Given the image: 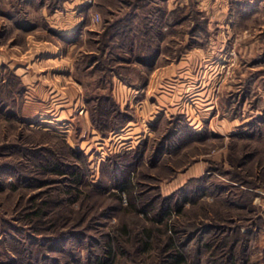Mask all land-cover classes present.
<instances>
[{"label": "rangeland", "instance_id": "1", "mask_svg": "<svg viewBox=\"0 0 264 264\" xmlns=\"http://www.w3.org/2000/svg\"><path fill=\"white\" fill-rule=\"evenodd\" d=\"M12 1L14 2L0 0V6L12 10ZM111 1L113 0H59V9L50 13L48 5H52L51 0H18L17 7L23 12L22 23L24 27H32L30 30L17 27L0 14V67L7 66L25 86L23 98L20 99L16 94L14 106L13 101L6 98L11 108L17 110L19 118L12 122L0 120V147L18 143L20 133L34 142L48 141L49 144L58 141L57 138L60 137L67 146L85 154L89 170L87 183L97 185L101 180L100 166L103 161L111 154L122 149H133L145 140V154L140 162L144 167H140V174L132 177L136 197L141 191H144L145 196L151 197L156 193L150 191L153 187L159 188L157 192L162 198L169 197L189 179L207 174L209 182L220 190L226 188L228 183H232L225 173L234 168L231 162L233 156L241 158L243 155L255 154V158H247L242 170L248 172L250 168L258 166V159L264 158V135L259 138L246 136L245 131L256 117L264 115V0H168L166 4L161 0H154L150 5L148 0H124L123 2H135L133 14H141L152 7H165L168 10L184 8L182 15L185 19L174 30L163 26L161 53L151 70H146L137 63L111 62L109 66L128 78L129 83L115 76L111 83L109 79L100 83L97 71H92L94 64L85 69L91 64L88 54L98 55V42L107 24L105 20L111 22L129 11L122 0L117 3L120 11L107 10V6L101 10L96 8L99 2L106 4ZM95 16L99 17L98 22L95 21ZM76 32L78 35L75 39L61 38L62 35L73 36ZM55 53L70 58L59 61L55 66ZM118 54H121V58H128L123 52ZM66 60L70 62L75 82L81 87V102L74 107L65 108L59 107L60 103L50 104L48 97L44 108L36 105L37 102L41 103L37 100L44 99L45 96H41L39 91L38 94L33 91L34 82L31 77L44 74L47 75L46 82L51 83V79L56 77L55 70L68 66ZM29 63L32 65L27 72L31 76L26 80L22 78L18 68ZM58 72L61 76L67 74L65 69ZM88 84L90 85L86 86ZM84 88L90 93L109 89L121 109L131 114L130 122L118 132L101 135L90 122L88 107L83 99ZM50 93L48 91L47 96ZM68 109L71 110V115L66 112ZM62 110L64 113L61 114ZM178 114H183L189 128L203 134V137H191V142L183 144L174 153L168 154L165 150L160 158V161L163 160L162 164L152 166V152L157 141L166 133V125ZM24 122L30 124L32 131L28 130L29 127ZM43 130L58 137H44L41 135ZM260 131L263 130L260 128ZM66 158V162L72 161L71 157ZM4 160L0 157V163L7 162ZM54 178L49 185L37 189H0V241L5 238L10 240L11 237L5 234L7 232L19 238V234L12 228H24L18 219L25 213L32 196L40 193L42 195L38 201L45 200L46 192L57 195L61 191H56V188H67L68 181ZM238 186L242 188L240 184ZM83 190L86 192V188ZM228 192L226 188L219 197L204 194L193 205L185 203L183 214L178 218L176 215L171 216L168 222L187 223L200 219L211 221L215 212L228 217L231 210L222 208L219 200L226 198ZM248 193L256 212L252 214L241 210L233 211L232 215L239 216L238 218H248L255 214L263 216L258 224L255 240L258 250L252 255L253 259H257L264 248V189H251ZM127 199L125 194L121 203L104 200L103 207L108 209L94 211L84 221L78 220L79 218L76 220L78 216L73 215L74 220L71 219L62 228L70 231L69 233L81 229L83 235L87 236V249L94 252L92 250H96L100 244L106 245L109 235L120 232L126 226L128 234L122 236L120 242L127 255L118 258V264H159L160 248L167 238V231L164 232L161 222L158 225L151 223V213H148L147 218L144 213L135 214L126 210L124 206L128 204ZM82 201L83 199L61 208L78 211ZM87 204L88 200L85 201V205ZM166 219L165 217L164 223ZM235 224L246 231L249 227L253 228L254 222L240 219ZM149 227L154 231L150 241L153 249L145 252L138 244L141 238L139 232ZM226 227L233 226L225 224ZM34 236L42 239L41 235ZM65 249L70 255L51 253V257L58 262L55 264H87L86 249L82 242H71L65 245ZM64 256L69 257L67 259ZM3 260L6 257L0 248V261Z\"/></svg>", "mask_w": 264, "mask_h": 264}, {"label": "trees", "instance_id": "2", "mask_svg": "<svg viewBox=\"0 0 264 264\" xmlns=\"http://www.w3.org/2000/svg\"><path fill=\"white\" fill-rule=\"evenodd\" d=\"M16 1L18 2L14 0L10 3L12 10L0 6V14L17 27L30 30L32 27H24L22 23L23 12L17 7ZM51 1L52 5H48L50 13L61 6L59 0ZM119 1L113 0L106 4L99 2L96 8L101 10L107 6V10L120 11L117 4ZM148 2L150 5L154 0H148ZM161 2L166 4V0H161ZM123 3L129 7V11L111 22L105 20L107 24L98 42L99 53L98 55L88 54L91 57L89 61L91 64H88L85 69H89L94 64L92 71H97L100 83L106 79H109L111 83L113 76L129 83L128 78L116 68L109 66L111 62L137 63L144 69L151 70L161 53L160 40L163 36V26L174 30L181 26L185 19L182 15L184 8L168 10L165 7H152L141 14H133L132 11L136 8L135 2ZM135 19L138 21L135 22ZM77 35L78 32L73 36L62 35L61 38L62 40L75 39ZM120 52L125 53L128 58H121V54H118ZM0 69V120L5 119L12 122L13 119L16 120L19 117L17 110L11 108L6 98L13 101L12 106H14L17 95L20 99L23 98L25 86L7 66L3 65ZM87 90L84 88V103L88 107L91 124L101 135L106 136L109 133L118 132L130 122L131 114L121 109L109 89L96 93H90ZM23 124L32 131L33 128H30L29 123L24 122ZM251 124L245 131L246 136L259 138L264 135V115L256 117ZM166 127V133L157 141L156 148L152 152V166L162 164L163 160L160 161V158L165 150L168 154L174 153L180 150L183 144L191 142V137L196 139L203 137V134L193 132L189 128L183 114L174 116ZM260 128L263 131H260ZM20 134L17 137L18 143H8L0 147V157L7 161L0 163V189L7 188L13 191L37 189L49 185L55 179L54 177L65 179L64 181H68L69 184L67 188H62V186L56 188V191H61L57 195L46 192L45 200L38 201L42 195L40 193L29 199L28 208L18 219L24 228H12L16 234H19V238L7 232L5 234L11 237L10 240L5 238L0 241V248L6 257V260L0 261V264H55L57 260L51 257V253L70 255L65 245L71 242H82L86 249L87 264H118V258L127 255L124 245L120 242V238L128 234L126 226H123L120 232L109 235L105 242L106 245L100 244L96 250H92L94 252H89L87 249V236L83 235L81 229L71 231L72 234L62 227L71 219L74 220L73 215L78 216L76 220L79 218L78 220L83 219L84 221L94 211L101 208L108 209V207H103L104 200L121 203L125 194L128 197V204L124 206L126 210L135 214L144 213L147 218H149L148 213H151V223L158 225L161 222L160 225L165 228L164 232L167 231V238L160 248L159 264H264V248L261 249L259 258H252L258 250L255 240L258 235V224L263 216L255 214L248 218L246 216L238 218L239 216L232 215L233 211L247 210L252 214L256 212L252 197L248 195V192L251 189H264V158L258 159V166L246 172L242 169L245 167L247 158H255V154L243 155L241 158L233 156L231 162L234 168L225 173L232 183H228L226 187L229 190L226 198L219 199L222 208L231 210L228 217L215 212L211 221L200 219L201 221L197 222L194 220L187 223H177V221L171 223L168 222L171 216L176 215L178 218L183 214L185 203H195L204 194L219 197V194L226 188L223 187L220 190L214 183L209 182V174H207L189 179L184 186L169 197L162 198L157 192L158 187L150 188L152 193L156 191L151 197L145 196L144 191L139 192L136 197L132 177L140 174V167H144L140 162L145 154V140L133 149H122L111 154L100 166L101 180L97 185H91L87 183L89 170L84 153L67 146L64 139L60 140V137L52 136L53 134L50 135L44 130L41 133L42 136L50 135L58 141L53 144H49L48 141L34 142L27 136L24 137V133ZM67 156L71 157V162H66L65 159L68 161ZM10 176L12 179L9 180ZM239 184L242 188L238 186ZM83 188H86V192ZM95 197L97 199H94ZM101 197H104L102 201ZM81 199L83 201L78 211L67 207L61 208L64 205L71 206ZM86 200H88L87 205H85ZM165 217L167 219L164 223ZM240 219L254 222L253 228L249 227L246 231H242L241 227L235 224ZM225 224L233 227L225 228ZM153 232L151 227L143 228L139 232L141 238L138 244L142 246V251L148 252L151 248L153 249L150 242ZM34 234L41 235L42 239H38ZM64 257L68 259L69 256Z\"/></svg>", "mask_w": 264, "mask_h": 264}, {"label": "crops", "instance_id": "3", "mask_svg": "<svg viewBox=\"0 0 264 264\" xmlns=\"http://www.w3.org/2000/svg\"><path fill=\"white\" fill-rule=\"evenodd\" d=\"M168 1V0H166ZM58 46L60 47V44L58 43ZM70 57L65 55L62 56L61 53H55L53 54V60L56 61L55 66L58 65L59 61H63V59H69ZM50 61V60H46ZM67 61V60H66ZM45 62V63H46ZM68 66H65L64 68H62L63 70L65 69V72H67L66 75H60L58 72L59 70L61 71L62 69L59 70H55L57 71L56 74H54V76H56L55 78L51 79V83L50 82H46V80L48 81V79L46 78L47 75L44 74H40L37 78L34 76L33 78L31 77V80L34 82L33 84V91H36L38 94V91L40 92V95L45 96V98L37 100V101H41L37 102L36 105H42V108H44V106H46V104H44V102L48 101V97L50 99V104H58L60 103L58 106L59 107H71V106H76L79 102H81V96H82V90L80 85H78L75 80H74V76L71 73V68H70V62L67 61ZM32 64L29 63L27 65L23 67H19L18 70H20L21 72V76L23 79L28 78V76L30 77V72H27V70L30 68ZM61 76V77H60ZM29 79V78H28ZM49 85V86H47ZM52 88V89H51ZM48 91L51 92L48 96ZM55 92V93H52ZM66 112L68 113V115H71V110L68 109L66 110ZM60 113H64V110L60 111ZM59 113V114H60ZM67 132V130H65ZM82 145V144H81Z\"/></svg>", "mask_w": 264, "mask_h": 264}, {"label": "built area", "instance_id": "4", "mask_svg": "<svg viewBox=\"0 0 264 264\" xmlns=\"http://www.w3.org/2000/svg\"><path fill=\"white\" fill-rule=\"evenodd\" d=\"M94 19H95L96 22L99 21V17L98 16H95Z\"/></svg>", "mask_w": 264, "mask_h": 264}]
</instances>
